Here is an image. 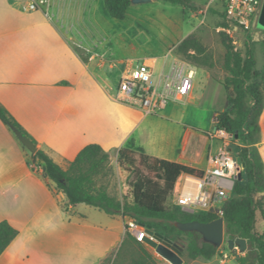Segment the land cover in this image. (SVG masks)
I'll list each match as a JSON object with an SVG mask.
<instances>
[{"label": "crops", "instance_id": "1", "mask_svg": "<svg viewBox=\"0 0 264 264\" xmlns=\"http://www.w3.org/2000/svg\"><path fill=\"white\" fill-rule=\"evenodd\" d=\"M40 1L0 0V104L38 150L64 170L91 144L100 145L115 165L119 152L129 148L202 171L211 167L224 147L215 118L226 108L227 73L192 65L177 53L191 35L206 46L198 28L185 32L166 12H139L155 0L131 3L122 21L109 15L104 0H48L29 9ZM258 19L251 36L257 67L264 70ZM144 25L159 26L158 51H138ZM140 61L151 67L160 90L184 84L183 110L168 105L151 115L119 99L120 79ZM259 127L256 147L264 163V108ZM32 155L0 120V222L19 232L0 264H102L123 243L127 219L85 204L66 208V196ZM259 228L264 231L263 221Z\"/></svg>", "mask_w": 264, "mask_h": 264}, {"label": "trees", "instance_id": "2", "mask_svg": "<svg viewBox=\"0 0 264 264\" xmlns=\"http://www.w3.org/2000/svg\"><path fill=\"white\" fill-rule=\"evenodd\" d=\"M155 1L195 11L202 9L192 0ZM104 2L113 19L122 21L126 18L131 0ZM223 26L227 28L228 24L223 23ZM220 37L225 49L222 69L227 73L223 80L227 97L225 110L216 115L215 127L233 135L234 141L243 145L236 157L241 166L245 164L240 169L241 179L236 177L234 189L224 205L225 238H243L248 242V250L237 260V264H264V231L260 232L257 228L258 215L264 222V163L256 147L260 132L259 118L264 108V70L257 67L250 33L246 34L244 53L236 48L226 33H220ZM177 53L192 65L206 69L216 67L212 51L196 35L185 39L177 47ZM0 120L31 139L1 104ZM32 161L42 166L47 178L66 196L65 207L68 209L85 204L110 217L134 220L169 239L175 246L180 239L185 238L187 256L191 260L203 258L211 261L219 254L220 248L206 243L199 233L183 232L175 226L176 222H211L218 219V215L188 214L177 207L168 206L178 179L184 174L202 177V170L124 148L119 152L118 164L130 175L129 193L120 200L109 193L104 183L113 170L110 155L100 145L85 147L67 170L62 169L42 150L32 155ZM18 234V230L7 221L0 222V256ZM131 243H134L137 257L130 264L154 262L153 255L144 243L127 231L121 248Z\"/></svg>", "mask_w": 264, "mask_h": 264}, {"label": "built area", "instance_id": "3", "mask_svg": "<svg viewBox=\"0 0 264 264\" xmlns=\"http://www.w3.org/2000/svg\"><path fill=\"white\" fill-rule=\"evenodd\" d=\"M218 1L222 4L226 19L230 23L229 27L223 29L228 36L238 30L245 32L256 24L264 3V0ZM47 2L48 0L32 2L29 9L37 10L40 4L45 5ZM117 93L120 100L136 105L151 115L157 114L170 104L167 92L154 84L151 67L145 63L130 69L120 79ZM217 135L224 141L223 150L211 158V167L204 171L202 177L184 174L178 179L170 198L173 207L188 214L214 213L218 218L224 217V205L243 167L237 157L228 150L233 135L224 130H218ZM129 224L132 235L144 243L145 237L150 236L145 227L134 220H130Z\"/></svg>", "mask_w": 264, "mask_h": 264}, {"label": "rangeland", "instance_id": "4", "mask_svg": "<svg viewBox=\"0 0 264 264\" xmlns=\"http://www.w3.org/2000/svg\"><path fill=\"white\" fill-rule=\"evenodd\" d=\"M192 1L198 6H205L209 2V0H192ZM156 3L157 4L154 5L143 6V7L141 6L142 8H140L139 12L141 13L143 12V14L146 15L147 13L159 14L160 12H166L172 15V19L173 21H175L176 24L179 23V25H181L182 23V27L184 28L185 32H188L189 30H192L194 28H198L197 33H200L203 36L204 40H206L205 41L206 46L210 48V50L214 55V59L217 63L214 69L215 73L218 74L219 72H222L225 49L221 43L220 33H225L223 30L225 29L223 23H227L228 27L230 26V23L227 21L223 13L222 4L218 0L214 1L213 3H211L212 7L207 5L203 7L202 11L197 12L196 14L197 16H193L192 12L195 10H191V9L185 10V8L182 6L173 5L168 2L157 1ZM215 4L216 6L215 8H213ZM134 9L135 8H133L132 10L133 12L135 11ZM186 11L187 14L185 15L184 13ZM146 28L148 30L144 32L143 35L138 37L137 40L138 51L141 53L158 51V49L162 47L161 41L158 38L159 26L156 25V27L154 28L151 27H146ZM253 28L254 25L245 32L238 30L236 33H232V36H229L232 39L236 48L243 53L245 52L246 34L247 33L251 34ZM257 29H262V23L260 19H258ZM139 63L141 64V61ZM183 85H184L183 83L177 82V83H171L170 85L164 84V86L161 87V89L166 91L168 96L170 97L169 105L178 107L179 110H183L187 102V95L183 91ZM158 113H160V111ZM159 123L161 124L162 122ZM174 128L179 132V128L177 126H174ZM176 141H179V136L176 137ZM242 148L243 145H241L238 142H235L234 139L230 140L228 150L233 155L238 156L240 153V149ZM111 167L113 170V174L109 178L105 179L104 183H106L107 189L112 196L116 198H123L125 195L129 193L128 176L130 175L127 171L122 169L119 164L118 165L112 164V160H111ZM115 169H117V171H115ZM168 206L170 208L173 206V202L171 200L168 201ZM93 210L95 211L96 214L101 213L96 209ZM102 215H105V213ZM129 222L130 220L127 219L125 223V228H126V232L129 231L132 234V230ZM260 222H261V217L260 215H258V224H257L258 230L260 229L259 228ZM145 229L150 236L154 234L152 230L147 229L146 227ZM227 241H228L227 238H225L223 245L220 247L219 254L215 256L211 261H207L203 258H199L197 260L189 259L186 252L187 244L185 238L180 239L179 242L177 243V246H175L174 244L173 245L181 252V256L184 260L183 264H221V263L237 264L235 263L236 257L234 253H232L231 250L229 249ZM144 245L146 246L148 251L153 255L154 262L150 264H171L161 255H159L154 248L150 247L146 243H144ZM121 247L122 244L120 247L114 250L110 255V257H108L104 262H102V264H130L133 261V259L137 257L134 243L128 244L123 248Z\"/></svg>", "mask_w": 264, "mask_h": 264}, {"label": "water", "instance_id": "5", "mask_svg": "<svg viewBox=\"0 0 264 264\" xmlns=\"http://www.w3.org/2000/svg\"><path fill=\"white\" fill-rule=\"evenodd\" d=\"M152 0H131L132 4H146L150 3ZM260 21L262 23V29H264V4L260 13ZM16 136L20 139L22 144L32 153L35 154L38 151L36 144L26 136L22 134L19 130L13 129ZM245 167V164L242 165ZM241 179V174L237 176ZM175 226L183 232H196L199 233L206 243H210L217 248H220L225 241V220L224 217H220L211 222H176ZM144 227V226H143ZM150 229V227H147ZM144 243L154 248L156 252L166 259L171 264H183L184 260L181 256V252L173 245L172 241L165 238L162 235L154 233L152 236H147L144 239ZM228 247L232 253L236 256L235 263L245 254L248 250V242L243 238L230 239L227 241Z\"/></svg>", "mask_w": 264, "mask_h": 264}]
</instances>
